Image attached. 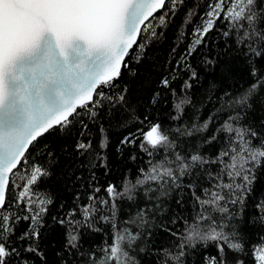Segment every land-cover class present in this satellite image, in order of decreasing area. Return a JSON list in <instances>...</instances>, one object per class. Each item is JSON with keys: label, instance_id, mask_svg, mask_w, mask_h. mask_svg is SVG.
<instances>
[{"label": "trees", "instance_id": "obj_1", "mask_svg": "<svg viewBox=\"0 0 264 264\" xmlns=\"http://www.w3.org/2000/svg\"><path fill=\"white\" fill-rule=\"evenodd\" d=\"M211 3L212 0H183L173 14L168 0L152 20L156 35L145 32L138 37L140 43L147 41L142 59L137 62L141 53L134 46L125 58L128 66L122 67L112 87L103 89L106 96H118L127 88L125 101L113 105L104 100L101 107L94 109L95 117L85 109H78L79 114L70 117V124L54 126L29 146L26 151L29 163L21 165L13 179L20 186L31 164L42 166L48 175L32 186L35 195L30 198H46L51 203L46 205L47 211L37 225L39 239L35 243L41 255L22 251L33 243L19 239L30 231L31 221L20 220L15 224L9 243L21 250L28 264H94L104 256L106 245L112 243L113 223L122 232L127 229L137 236L131 246L124 242L134 264H207L206 258L213 256L217 261L223 259L224 264L256 263L255 250L264 244V207H259L264 205V159L259 164L249 162L250 183L245 187L235 194L223 190L227 202L221 206L228 209L227 213L205 206L206 214L216 221L217 231L223 226L225 234L230 237L235 234L236 242L242 245L238 251L225 244L221 254L217 241L194 238L184 244V255L178 261L171 259L181 251L179 245L186 235L185 229L194 224L201 212L195 196L207 199L211 191H219L216 188L220 183L216 177L222 168L219 163L192 164L184 175L177 170V180H169L163 187L150 182L117 198L109 197L106 191L111 184L123 193L127 182L136 183L141 168L147 171L150 161L156 163L166 156L174 160L179 154L189 163L193 154L207 161L215 160L229 146L230 134L218 131L229 117L233 118L234 127L257 133L250 138L253 147L264 145V83L247 103L236 102L252 84L264 80V40L253 36L239 43L243 32L219 18L192 55L177 63L186 55L194 29L203 24ZM252 10L256 13V31L264 34V0H254ZM165 14L166 21L161 25L159 16ZM242 23L247 27V21ZM225 32L229 35L225 36ZM257 52L261 54L256 55ZM191 70L196 71L197 77L185 89L184 82L189 80ZM165 78L170 81L169 87L161 84ZM182 99L188 103L178 111L175 105ZM205 123L207 128L203 127ZM150 124H159L170 141L166 148L148 146L152 155L139 146L143 139L139 133L147 131ZM129 134L135 143L122 144ZM79 143L90 146L78 149ZM223 180L231 182L226 174ZM236 182L245 183L240 178ZM205 189L209 190L208 195ZM18 190L22 189L13 187L7 193L9 204L15 201ZM233 199L237 202L232 203ZM90 204L94 210L85 219L82 209ZM24 207L21 202L11 211L27 215ZM113 212L114 220L103 219L112 218ZM61 220L66 223L61 224ZM210 223L199 226L202 233ZM70 233L77 236L74 247L68 244ZM20 259L12 257L10 264H20Z\"/></svg>", "mask_w": 264, "mask_h": 264}, {"label": "snow or ice", "instance_id": "obj_2", "mask_svg": "<svg viewBox=\"0 0 264 264\" xmlns=\"http://www.w3.org/2000/svg\"><path fill=\"white\" fill-rule=\"evenodd\" d=\"M182 2L183 0H171L173 14L177 4ZM167 3L168 0H0V264H10L12 257L21 258L20 264H28V260L23 259L21 250L9 243L15 232V224L20 220H30L31 225L30 231L24 232L19 239L33 241L22 251L41 255L38 244L35 243L39 239L37 225L47 211L46 205L51 201L46 198L34 200L30 196L35 195L32 186L48 173L42 166L31 164V170L26 171L22 178V185L17 186L13 179L20 166L29 163L26 156L29 146L54 126L64 127L70 124V117L78 115V109H85L95 117L94 109L101 107L104 100L113 105L125 101L127 88L118 96H106L103 89L112 87L113 82L121 75L122 67L128 66L125 57L134 46H138L141 53L136 58L137 62L142 59L147 41L140 43L138 37L145 32H150L151 36L156 35L155 28L151 27L152 20ZM253 4L254 0H212L203 24L194 29V39L186 55L177 63L185 62L187 56L192 55L219 18L226 20L238 32H243L239 43L251 40L253 36L264 40V34L255 28L256 13L252 10ZM166 15L159 16L161 25L165 23ZM243 21H247V27ZM224 35L228 36L229 33L225 32ZM250 51L255 49L250 48ZM196 77V71L191 70L184 88H190V80ZM262 83L264 80L252 84L236 102L247 103ZM161 84L169 87L170 81L165 78ZM186 103L188 100L182 99L175 107L180 111ZM232 120L229 117L222 129L218 130L225 131L230 136L229 146L215 160L207 161L201 155L193 154L189 163L179 154H176L174 160L166 156L156 163L150 161L151 167L147 171L141 168L136 183L127 182L123 193L117 192L111 184L106 189L109 197L117 198L150 182H156L161 187L169 180L175 182L176 171L184 175L192 164L222 165L221 173L216 177L220 181L216 185L219 191H211L207 199H201L193 193L201 205V212L196 216L194 224L185 229L186 235L179 245L181 251L177 256L171 257L173 260L178 261L184 255V244L194 238L217 241L221 254L224 253L225 244L237 251L242 247L236 242L235 234L230 237L224 233L223 226L217 231L216 221L206 214L205 207L227 213L228 209L221 206L222 202H227L226 196L222 194L223 190L227 189L235 194L245 187L250 183L247 175L250 171L247 167L249 162L259 164L264 159V145L253 147L251 144L250 138L257 133L251 129L234 127ZM203 127L207 128V123ZM139 134L143 137L140 149L149 155L152 152L148 146L157 149L166 148L170 144L159 124H150L147 131L141 130ZM121 143L134 144L135 140L129 134ZM89 146L79 143L77 148L86 149ZM104 146L102 141L101 147ZM224 174L231 182H224ZM237 178L245 183H237ZM13 187L22 190L17 191L15 201L9 204L7 193ZM205 193L208 195L209 190L205 189ZM89 200L95 202L93 196H89ZM21 202L24 203L27 215L21 216L11 211L14 205L18 206ZM231 202L236 203L237 200L233 199ZM115 207L113 203V208ZM93 210L92 204L82 209L85 219ZM114 218L115 212L112 218L103 217L106 221ZM208 221L211 223L208 224L207 231L202 233L199 226ZM60 223L64 224L66 221L61 220ZM113 229L112 243L106 245L104 256L99 261H94V264H134L133 258L125 250L124 242L127 241L128 246H131L137 236L127 229L122 232L115 223ZM76 240L77 236L70 233L68 244L74 247ZM255 251L257 264H264V245ZM206 259L207 264H224L223 259L217 261L214 256Z\"/></svg>", "mask_w": 264, "mask_h": 264}, {"label": "rangeland", "instance_id": "obj_3", "mask_svg": "<svg viewBox=\"0 0 264 264\" xmlns=\"http://www.w3.org/2000/svg\"><path fill=\"white\" fill-rule=\"evenodd\" d=\"M264 245V244H263ZM255 257H256V263L255 264H257V253H256V251H255Z\"/></svg>", "mask_w": 264, "mask_h": 264}, {"label": "water", "instance_id": "obj_4", "mask_svg": "<svg viewBox=\"0 0 264 264\" xmlns=\"http://www.w3.org/2000/svg\"><path fill=\"white\" fill-rule=\"evenodd\" d=\"M159 11H160V10H159ZM130 50H131V49H130ZM130 50H129V51H130ZM125 58H126V57H125ZM43 134H44V133H43ZM43 134H42V135H43Z\"/></svg>", "mask_w": 264, "mask_h": 264}]
</instances>
